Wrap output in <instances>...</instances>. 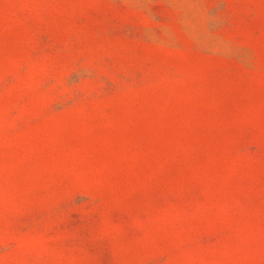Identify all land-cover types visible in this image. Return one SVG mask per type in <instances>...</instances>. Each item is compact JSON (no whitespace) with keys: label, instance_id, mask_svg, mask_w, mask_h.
<instances>
[{"label":"rangeland","instance_id":"rangeland-1","mask_svg":"<svg viewBox=\"0 0 264 264\" xmlns=\"http://www.w3.org/2000/svg\"><path fill=\"white\" fill-rule=\"evenodd\" d=\"M0 264H264V0H0Z\"/></svg>","mask_w":264,"mask_h":264}]
</instances>
